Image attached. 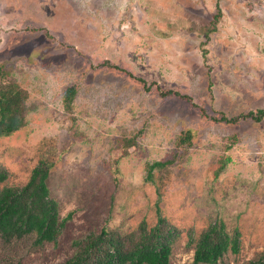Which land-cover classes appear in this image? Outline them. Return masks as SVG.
<instances>
[{"label": "rangeland", "instance_id": "obj_1", "mask_svg": "<svg viewBox=\"0 0 264 264\" xmlns=\"http://www.w3.org/2000/svg\"><path fill=\"white\" fill-rule=\"evenodd\" d=\"M0 81L29 107L0 137V188L43 161L72 212L55 241L0 234V264H63L73 240L159 215L177 230L170 264H190V236L215 219L240 236L214 264L260 256L264 118L238 115L264 107V0H0ZM153 161L166 164L147 180Z\"/></svg>", "mask_w": 264, "mask_h": 264}, {"label": "trees", "instance_id": "obj_2", "mask_svg": "<svg viewBox=\"0 0 264 264\" xmlns=\"http://www.w3.org/2000/svg\"><path fill=\"white\" fill-rule=\"evenodd\" d=\"M213 20L218 18L219 7ZM144 82L142 78H138ZM75 92L73 86L67 87L64 100L69 104ZM167 91L163 92L166 95ZM27 93L16 82L0 81V137L11 134L26 124L29 107L26 104ZM238 117H250L260 121L264 118V107L250 110ZM224 119H226L224 117ZM230 122L237 117L226 119ZM183 140V138H182ZM135 143V138H125L123 146L128 148ZM165 161L146 163V179L151 180L152 170L165 165ZM49 165L38 162L32 169L28 180L22 185H5L0 188V234L4 238L34 233L35 242L55 241L72 212L61 217L57 201L50 196L46 182ZM6 179V172L0 166V182ZM176 228L161 215L157 221L148 226L142 220L133 231L120 233L107 227L90 232L80 239L72 241L73 254L63 264H170L171 237ZM240 233L237 228L232 232L225 229L220 219H215L203 229L194 243L190 264H214L228 250H239ZM250 264H264V247L260 256Z\"/></svg>", "mask_w": 264, "mask_h": 264}]
</instances>
